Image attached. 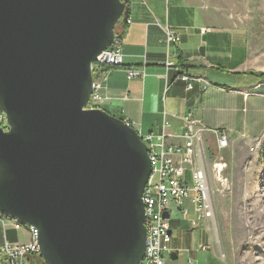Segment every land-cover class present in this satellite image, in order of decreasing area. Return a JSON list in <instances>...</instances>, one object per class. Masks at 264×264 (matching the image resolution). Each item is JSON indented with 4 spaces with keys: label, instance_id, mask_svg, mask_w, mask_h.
<instances>
[{
    "label": "water",
    "instance_id": "95a60500",
    "mask_svg": "<svg viewBox=\"0 0 264 264\" xmlns=\"http://www.w3.org/2000/svg\"><path fill=\"white\" fill-rule=\"evenodd\" d=\"M126 4L0 0V212L34 227L43 264L144 256L146 145L127 121L85 108Z\"/></svg>",
    "mask_w": 264,
    "mask_h": 264
},
{
    "label": "crops",
    "instance_id": "0c3cea01",
    "mask_svg": "<svg viewBox=\"0 0 264 264\" xmlns=\"http://www.w3.org/2000/svg\"><path fill=\"white\" fill-rule=\"evenodd\" d=\"M127 4L129 22L116 25L121 32L124 64L108 72L101 109L127 121L140 134L160 133L167 119L171 122L168 132L173 135L169 143L182 142L192 118L207 134L235 136L226 117L236 121L242 103L252 104L254 97L263 94L241 93L264 80L263 70L249 61L244 31L229 23H216L198 0H128ZM166 25L179 36L178 44L167 45ZM203 28L207 29L204 33ZM172 54L175 65L167 67L165 62ZM130 67L142 68L144 74L128 78L125 69ZM181 74L202 76L211 85L201 90L194 82L187 90L185 82L177 78ZM263 135L264 127L252 138L240 134L250 140ZM185 205L193 218L190 197ZM168 214L172 237L166 264H253L237 262L214 244L211 220L192 228L189 220L181 218L178 207L171 206ZM4 241L24 244L30 241V233L0 223V247Z\"/></svg>",
    "mask_w": 264,
    "mask_h": 264
},
{
    "label": "built area",
    "instance_id": "2783aa9c",
    "mask_svg": "<svg viewBox=\"0 0 264 264\" xmlns=\"http://www.w3.org/2000/svg\"><path fill=\"white\" fill-rule=\"evenodd\" d=\"M121 1L127 3L128 0ZM126 22L128 23L129 19ZM164 31L167 45L179 43V36L167 25ZM206 31V28L201 29L202 33ZM121 45V32L115 27V36L111 45L97 55L91 64L92 91L85 108H101L103 100L106 99L103 90L108 72L124 64ZM170 57L172 59L168 58L165 62L167 67L175 65L173 60L175 54ZM125 72L128 78L144 74L143 69L139 67L126 68ZM177 78L185 82L187 90L193 88L194 82L199 84L201 90L211 85L202 76L181 74ZM259 85L260 83L241 93L244 96L255 94L252 91ZM197 123L198 121L194 118L190 120L188 130L182 135V142L179 144L169 143L173 135L168 132L171 122L167 119L163 120L160 133L153 131L146 134L138 133L146 145L151 164L150 174L142 194L146 228L145 252L138 264H166L167 245L172 234L168 218L164 214L169 212L171 206L180 209L181 218L189 220L192 228H195L200 221L211 220L214 216L209 181L203 160L200 159L203 152L199 136L205 129L197 127ZM131 126L134 128L133 125ZM0 128L7 130L5 114L2 111H0ZM215 135L217 136V147L220 149L226 147L227 135L223 132H215ZM214 167L217 173H220L221 165ZM189 197L193 204V218H189V209L185 205ZM0 223L2 225L8 223L15 229H25L30 233V241L24 244L4 241L0 247V264H30V257L40 258L34 227L7 217L1 212Z\"/></svg>",
    "mask_w": 264,
    "mask_h": 264
},
{
    "label": "rangeland",
    "instance_id": "374dc122",
    "mask_svg": "<svg viewBox=\"0 0 264 264\" xmlns=\"http://www.w3.org/2000/svg\"><path fill=\"white\" fill-rule=\"evenodd\" d=\"M198 1L216 23H229L244 31L249 61L264 73V0ZM259 83L263 88L253 90L255 94L252 95L264 94V80ZM263 94L254 97L252 104L242 103L236 121L226 117L235 135L225 133L226 147H217L214 134L202 132L199 136L204 150L200 159L207 173L214 206L213 241L240 263L264 264V135L257 140L240 136L247 133L252 138L264 127ZM218 164L222 166L220 173L214 167Z\"/></svg>",
    "mask_w": 264,
    "mask_h": 264
},
{
    "label": "trees",
    "instance_id": "16d2710c",
    "mask_svg": "<svg viewBox=\"0 0 264 264\" xmlns=\"http://www.w3.org/2000/svg\"><path fill=\"white\" fill-rule=\"evenodd\" d=\"M30 264H43L42 260L38 257H30Z\"/></svg>",
    "mask_w": 264,
    "mask_h": 264
},
{
    "label": "bare ground",
    "instance_id": "6f19581e",
    "mask_svg": "<svg viewBox=\"0 0 264 264\" xmlns=\"http://www.w3.org/2000/svg\"><path fill=\"white\" fill-rule=\"evenodd\" d=\"M222 167V166H221Z\"/></svg>",
    "mask_w": 264,
    "mask_h": 264
}]
</instances>
